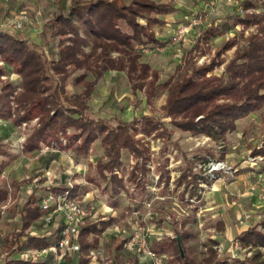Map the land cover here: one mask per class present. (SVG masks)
I'll return each mask as SVG.
<instances>
[{
  "label": "rangeland",
  "instance_id": "obj_1",
  "mask_svg": "<svg viewBox=\"0 0 264 264\" xmlns=\"http://www.w3.org/2000/svg\"><path fill=\"white\" fill-rule=\"evenodd\" d=\"M157 1L172 2L178 7L181 14L176 26H187L190 19L201 20V25L193 27L182 42L175 43L174 33L168 32L165 37L169 40L167 48L144 52L142 61L159 71L162 81L177 74L179 68H182V72L186 70L185 63L190 59L191 50L203 31L212 24L225 31L224 35L210 43L200 44V49L192 54L197 67L210 64L229 39L235 38L242 45L244 38L255 31V27H251L244 36L241 35L242 26H234L230 17L244 15L243 10L239 12L227 0ZM71 2L0 0V31L27 40L32 48L42 52L49 64L58 59L59 47L58 39L51 37L47 26L60 13L61 7L67 12ZM253 12L259 13L261 10L250 11ZM19 19L23 20L22 29L15 27ZM157 31L162 30L158 28ZM235 51L236 47L222 56L225 63L215 70V75L224 73ZM0 68L7 71L1 77V82L12 83L16 88L15 94H18L22 90L21 77L14 74L1 57ZM79 74L81 72H76L73 77ZM68 91L77 92L71 80ZM166 96L157 99L154 110H151L145 103L144 95H134L126 76L115 72L106 75L96 88L90 102L89 115L92 118L107 119L116 125L119 119L131 121L148 114L164 123L168 133H171L170 140L157 138L155 134L149 137L139 134L136 137L142 139V143L150 149V173L146 176L145 190L128 182L137 160L129 152L123 153L124 165L115 174L126 181V191L114 198L119 203L118 207L108 204L109 198L103 193L105 183L95 172V165L103 156L99 142L94 144L86 158L45 144L36 152H25L38 119L19 126L11 119H0V191L6 192V197L0 199V264L13 258L6 248V241H11L14 233L20 231L21 209L26 202L30 199L42 207L43 202L39 204L41 199L48 196L57 199L61 195L53 190L56 188L66 191L76 189L72 197L87 211L81 228L101 219H114L101 239L100 248L92 250L94 256L90 253L91 264H157L144 255L139 246L138 233L146 236L148 250L153 251L155 243L165 244L166 251L168 249L166 253L153 251L160 258L159 264H181L176 259L175 250L170 249V241L177 237V232L181 234L186 229L196 236L191 244L185 243L187 254L204 253L207 244L212 245V241H217L219 245L215 248L219 258L252 256V247L246 251L236 249V236L250 227L264 232V156L252 155L254 148H264V109L239 120L236 131L228 134L224 141H214L206 135L191 136L173 127L170 119L165 118L161 111ZM68 133H72V130H68ZM252 157H263V161L252 166ZM209 162L223 163L225 170L210 174ZM93 173L101 184L100 188L89 179ZM161 175L164 182L160 184ZM195 175L198 176L197 184L190 180ZM185 176H188L187 180ZM188 181L191 182L189 188ZM194 190L195 195L192 194ZM62 226L63 216L60 213L53 214V221L49 225L43 215L20 237L19 245L14 247V256L24 259L23 253L26 251L42 252L38 248L21 249L20 246L28 237L50 236ZM131 242L132 247L128 248ZM261 250L264 252V249ZM45 256L41 254L29 261L38 263L45 260ZM76 259L77 255L71 253L61 264H74Z\"/></svg>",
  "mask_w": 264,
  "mask_h": 264
},
{
  "label": "trees",
  "instance_id": "obj_2",
  "mask_svg": "<svg viewBox=\"0 0 264 264\" xmlns=\"http://www.w3.org/2000/svg\"><path fill=\"white\" fill-rule=\"evenodd\" d=\"M241 6L244 15L230 17L234 26H242V36L255 27L249 37H243L244 44L240 45L237 39L231 38L210 64L197 67L192 54L200 49V44L224 35L225 31L212 24L203 31L191 50L190 59L185 63L186 70L182 72L179 68L178 73L166 81H162L159 71L142 59L148 49L167 47V43L157 38V29L166 27L167 17L177 12L178 8L172 2L72 0L69 10L65 12L61 7L60 13L47 26L51 37L58 39L59 47L58 59L49 64L42 52L32 48L27 40L0 31V57L22 79V90L15 94L12 83L1 82L7 71L0 68V119H11L18 126L38 119L25 152H36L45 144L86 158L94 144L99 142L103 156L98 159L95 172L105 183L103 193L109 198L108 204L118 207L114 198L126 191V181L115 174L124 165L123 153L127 151L137 160L128 182L145 190L146 176L150 173V149L136 137L155 134L157 138L170 140L171 133L164 123L148 114L131 121L119 119L116 125L107 119L92 118L89 115L90 102L99 82L112 72L124 74L133 94H143L151 110H154L157 99L167 95L161 111L173 127L191 136L206 135L214 141H224L228 134L236 131L239 120L264 109V0H243ZM259 9V13H250ZM235 47L224 73L215 75V70L225 63L222 56ZM76 72L81 74L73 77ZM70 80L77 92L69 93ZM70 129L72 133L69 134ZM252 155L264 156V148H254ZM95 176L93 173L89 179L100 188ZM184 179L187 180L188 176ZM190 180L197 184L198 176ZM163 182L161 175L160 184ZM165 182L168 185V180ZM190 184L188 181L187 187ZM53 190L61 195L68 192L71 197L76 192V189ZM3 197L6 192L0 191V199ZM43 201L41 199L39 204ZM46 214L35 201L29 199L26 202L21 209L20 231L14 233L11 241H6V248L13 258L5 264H55L53 255L38 263L14 256V247L19 245L20 237ZM113 222V218L101 219L80 229L79 251L74 253L77 255L74 264H91V251L100 248L101 239ZM62 229L50 236L28 237L20 248L43 250L56 246L61 240ZM186 230L181 234L177 232L179 239L176 237L170 241V249L175 250L176 259L181 264H264L261 250L264 249V232L256 227L236 236L241 249L252 247V256L231 259L219 258L215 248L219 245L217 241L207 244L204 253L187 254L185 243L191 244L196 236ZM153 251L164 254L168 249L166 251L161 242L154 244Z\"/></svg>",
  "mask_w": 264,
  "mask_h": 264
},
{
  "label": "built area",
  "instance_id": "obj_3",
  "mask_svg": "<svg viewBox=\"0 0 264 264\" xmlns=\"http://www.w3.org/2000/svg\"><path fill=\"white\" fill-rule=\"evenodd\" d=\"M228 4L234 5L239 12L242 11L240 0H227ZM201 25V20L198 19H190V23L187 26H178L174 32L173 41L175 43L182 42L186 36L190 33L193 27H198ZM15 27L17 29L23 28V20L19 19L15 22ZM252 162V166L258 165V162L263 161V157H252L250 159ZM209 173H217L222 170H225L223 163H215L209 162ZM42 207L44 211L47 212L45 216V220L47 225L51 224L53 221V214L60 213L63 216V229L61 231V240L58 245L52 246L48 249L42 250V252H30L26 251L23 253V260H29L35 258L38 255L46 254V259L51 254L54 256L56 260L54 262H58L61 264L68 254L75 253L79 251V245L77 243V239L80 233L81 225L83 224L85 218L87 217V211L84 206H82L79 202L76 201L74 197H71L68 192H65L64 195H59L57 199H54L52 196H48L44 199ZM249 218V217H248ZM139 235V246L143 249L144 255L147 258L154 261V263L159 264L160 258L156 253L147 248V241L145 235ZM128 248L132 247V242L127 245ZM236 249L240 250V246L237 244ZM246 251V249H242ZM50 255V256H51ZM56 262V263H57Z\"/></svg>",
  "mask_w": 264,
  "mask_h": 264
},
{
  "label": "crops",
  "instance_id": "obj_4",
  "mask_svg": "<svg viewBox=\"0 0 264 264\" xmlns=\"http://www.w3.org/2000/svg\"><path fill=\"white\" fill-rule=\"evenodd\" d=\"M178 8V7H177ZM181 12L179 11V9L177 10V12L169 17H167V25L166 27H164L163 29H160L162 31H157V38L164 42V43H167V46H168V43H169V40L166 39V35L168 32H172L174 33L175 30L177 29L178 26H176V24H178V20H179V16H180ZM200 35V34H199ZM167 48V47H166ZM254 118V117H253ZM107 220V219H105ZM92 253V256L95 255V253L93 251H91Z\"/></svg>",
  "mask_w": 264,
  "mask_h": 264
}]
</instances>
